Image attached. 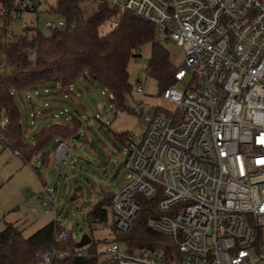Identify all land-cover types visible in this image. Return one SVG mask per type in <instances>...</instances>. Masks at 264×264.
I'll return each mask as SVG.
<instances>
[{"label":"built area","instance_id":"built-area-1","mask_svg":"<svg viewBox=\"0 0 264 264\" xmlns=\"http://www.w3.org/2000/svg\"><path fill=\"white\" fill-rule=\"evenodd\" d=\"M46 1L14 0L10 24L34 15L46 31H62L64 21L50 7L38 12ZM101 1L149 22L156 41L183 50L174 84L161 93L176 109L147 114L144 134L126 143L130 174L104 224L122 236L141 200L154 201L149 227L171 246L130 252L112 240L104 264H264V0ZM118 21L111 16L108 31ZM136 91L142 93L139 84ZM70 151L69 142L59 141L55 166L67 163ZM51 203L49 196L42 206ZM68 237L61 231L57 240ZM71 256L83 253L51 247L36 264Z\"/></svg>","mask_w":264,"mask_h":264},{"label":"trees","instance_id":"trees-1","mask_svg":"<svg viewBox=\"0 0 264 264\" xmlns=\"http://www.w3.org/2000/svg\"><path fill=\"white\" fill-rule=\"evenodd\" d=\"M85 3L92 6L86 8ZM13 4L14 0H0V10L5 11L0 15V136L3 147L16 152L24 164L38 158L41 164L48 165L51 154H43L42 151L49 142L56 141L52 150L54 154L59 141L69 142L78 136V141L83 142L85 137L79 136L81 122L75 116H70V120L42 128L34 136L33 142L28 144L14 103V92L19 94L38 85L56 90L58 85V94H65L71 92L70 89L80 77H84L107 93L114 110L129 111L126 97L130 95L132 86L128 63L132 58H139L140 48L149 42L151 57L147 67L148 76L155 80L160 95L174 84L177 68L171 63L167 50L156 41L153 25L131 13H119L101 0H56L50 9L64 21L62 31L44 35L37 27L28 25L20 34L9 38L7 27L11 22ZM113 15L119 19L117 25L113 30L101 34V25ZM45 91L48 93L47 88ZM81 107L86 109L82 104ZM157 111L167 113L165 110ZM4 116L7 123L2 126ZM112 136L124 146L131 138L125 132H112ZM35 171L40 178L37 168ZM78 196V190H75L72 200ZM112 196L111 193L103 194L101 200L87 211L86 221L91 233L98 225L105 224ZM155 206L154 201L141 200V208L129 232L115 237L114 241L121 242L130 252L171 246L168 237L149 227V221L155 219ZM61 231L63 229L59 223L52 221L31 237L24 238L18 226L5 224L4 229L0 230V264H36L37 254L51 247L75 252L76 243L70 234L65 241L57 240ZM90 244L79 249L82 257L71 256L52 264H104L92 241Z\"/></svg>","mask_w":264,"mask_h":264},{"label":"rangeland","instance_id":"rangeland-1","mask_svg":"<svg viewBox=\"0 0 264 264\" xmlns=\"http://www.w3.org/2000/svg\"><path fill=\"white\" fill-rule=\"evenodd\" d=\"M55 3L56 0H47L38 12L45 11ZM84 6L89 8L92 4L85 3ZM49 19L55 20V17L52 15ZM28 25L37 27L44 35L50 34L42 28L41 23L35 21L34 15H24L12 22L10 31L15 36ZM108 29L109 20L101 25L99 32L105 34ZM161 44L167 50L173 66L179 68L183 61L182 48L172 42ZM138 55L139 58L130 59L127 67L132 86L130 95L126 97L129 111H120L119 115L107 93L84 77H80L70 89L71 92L65 94H58V85L56 90L38 85L19 94L13 93L28 144L33 142L34 136L42 128L63 123L70 120V116H75L81 122L79 136L85 137V141H69L71 151L67 163L61 167L55 166L53 160L52 150L56 141L49 142L42 151L43 154H51L48 165L41 164L38 158L24 164L9 148L0 145V230L11 223L19 227L24 238H29L48 223L58 222L76 244L84 235H90L101 262L109 260L107 249L109 243L115 240V234L104 225H98L91 233L86 214L103 194L121 191L126 176L130 174L124 167L126 148L113 138L112 132L141 137L147 127V114L153 116L157 110L176 109L175 105L161 99L155 80L147 74L151 43L144 44ZM138 84L142 93L136 91ZM182 85L185 87L187 84L183 82ZM46 88L48 93H45ZM86 91L96 96V100L89 99L92 111L81 107ZM75 190H78L79 196L72 200ZM49 196L52 203L50 208H45L42 202Z\"/></svg>","mask_w":264,"mask_h":264},{"label":"water","instance_id":"water-1","mask_svg":"<svg viewBox=\"0 0 264 264\" xmlns=\"http://www.w3.org/2000/svg\"><path fill=\"white\" fill-rule=\"evenodd\" d=\"M89 99H93L96 100V96L92 93H87L85 96H83L82 98V105L89 111H92V107L90 104V100ZM73 140H78V136L75 137ZM92 239L90 237V235H84L80 241L76 244V248L77 249H82L84 247H87L88 245H90Z\"/></svg>","mask_w":264,"mask_h":264}]
</instances>
